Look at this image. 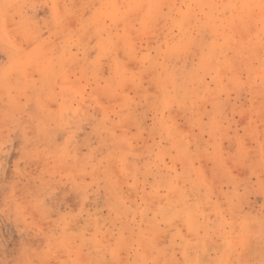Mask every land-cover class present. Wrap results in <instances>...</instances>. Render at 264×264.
Instances as JSON below:
<instances>
[{
  "label": "rangeland",
  "instance_id": "374dc122",
  "mask_svg": "<svg viewBox=\"0 0 264 264\" xmlns=\"http://www.w3.org/2000/svg\"><path fill=\"white\" fill-rule=\"evenodd\" d=\"M0 264H264V0H0Z\"/></svg>",
  "mask_w": 264,
  "mask_h": 264
}]
</instances>
